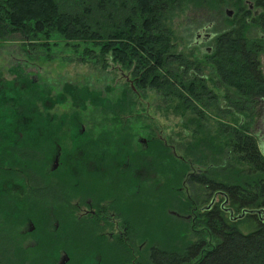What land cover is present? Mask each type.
Returning <instances> with one entry per match:
<instances>
[{
  "label": "trees",
  "instance_id": "16d2710c",
  "mask_svg": "<svg viewBox=\"0 0 264 264\" xmlns=\"http://www.w3.org/2000/svg\"><path fill=\"white\" fill-rule=\"evenodd\" d=\"M225 6L234 9L237 18L244 11L242 0H0V39L19 35L27 46L26 54L34 50L36 56L39 53L49 57L56 47L58 52L68 54V62L93 68L121 67L128 70L136 89L159 90L161 97H171L166 102H170L171 109L182 111L183 116L187 114L185 128L189 135L179 134L182 137L177 147L181 155L173 147L174 152L169 154L165 147L154 149L156 165L161 170L165 168V183L171 190L179 189L184 174L189 172L188 165L182 170V160L174 154L180 158L183 155L188 164L204 170L203 185L209 181L210 187L225 192L231 187L232 214L212 211L206 217L208 242L214 241L213 247L208 245L206 250L197 241L182 245L179 251L172 236L180 229L173 224L164 225L162 216L155 215L158 224L151 229L141 228L140 238L149 239V243L151 239L146 234L153 230L154 238L158 237L163 244L156 243L143 264H264V221L258 214L264 211V155L253 134L264 98V74L259 63V56L264 53V18L256 24L263 34L259 38L249 39V27L240 19L214 41L213 55L207 57L205 65L208 80L214 83L217 78L223 89L222 98L212 97L205 81L199 78L202 64L190 45L181 56V38L174 27V19L189 10L217 13ZM100 117L98 130L93 125L92 132L121 140L122 133L132 138L137 134L130 128L131 122L123 121V114L103 112ZM220 117H229L232 125L220 121ZM91 122L94 124V119ZM200 124L202 130H198ZM26 142L25 156H35L37 146ZM149 146L148 151L152 145ZM39 148L43 156L52 151L50 142L40 144ZM187 179L193 191L198 188L197 176ZM60 184L63 199L67 194L66 179H61ZM174 197L170 196L169 208L182 215L187 213ZM39 215L46 221L51 219L44 212L35 213L33 222L39 220ZM64 216L67 212L60 211L59 218ZM16 219L0 210V264H15L17 257L21 264H46L41 255L43 246L23 247L20 238L24 234L19 225L11 223H19L20 219ZM241 225H246L248 231L243 233ZM182 232L190 235L187 223L182 222ZM76 245L85 246L79 239ZM129 247L130 244L123 243V257L119 255L114 261L104 259L105 264H132Z\"/></svg>",
  "mask_w": 264,
  "mask_h": 264
},
{
  "label": "rangeland",
  "instance_id": "374dc122",
  "mask_svg": "<svg viewBox=\"0 0 264 264\" xmlns=\"http://www.w3.org/2000/svg\"><path fill=\"white\" fill-rule=\"evenodd\" d=\"M232 10L234 9L229 6L221 7L217 13H204L192 9L175 18L174 27L181 38L179 50L185 51L189 45H195L199 41L193 53L194 57L199 58L200 54L207 55L206 48L210 46L213 52V43L218 34L232 27L233 17L226 14V11ZM246 33L249 39H256L260 36L259 31L253 26H250ZM205 34L212 35L213 39L207 43H204L202 39L198 40V35L203 37ZM25 49L27 46L17 34L0 39V159H6L9 164H19V160L23 159L21 155L24 150H20L17 144L26 140L35 141L33 136L40 132L43 137H36V142L43 141L42 139L51 141L52 138L57 142L60 141L62 147L58 155H55V151L46 154L45 158L41 154L43 158L39 160L42 162L46 177L49 178L47 174L53 171L63 176H77L93 171L100 172L105 178L108 175H111L108 177L119 175L121 179L128 182L127 196L142 193L146 197L149 195L154 198L158 197L162 182L157 169L152 167V161L146 149L140 152L131 145L135 140H140L137 136H144L145 132L140 134L137 132L133 138L127 135L125 139H122L125 141L112 139L107 134L102 137L100 135L94 137V140L98 139L103 143L96 144V146L91 144L94 146L93 149H88L86 146L82 148L79 142L87 140L84 135L92 131L88 130L89 127L94 125L98 130L97 124L101 121L100 116L103 112H117L126 115L139 107V113L144 112L153 119L154 125L161 129L162 136L177 150L178 141L182 135H189V131L185 128L188 123L187 114L183 116L182 111L176 112L171 109L170 102L166 103L171 97H161L159 90L136 89L128 70L121 67L93 68L78 62H68V54L58 52L56 47L52 48V55L49 57H43L39 53L36 56L34 50L26 54ZM259 61L264 69V53L260 54ZM208 90L219 98L224 95L223 90L220 88L215 90L213 85H210ZM176 94L181 95L182 92ZM138 102L142 105L140 106ZM262 108L259 116L255 118L253 134L257 138L259 149L264 152V111ZM212 117L217 119L213 114ZM91 118L94 119V124ZM220 118L222 119L218 118L220 121L232 125L229 117ZM144 122L146 123H139V127L147 124V121ZM51 126L57 131L62 126H66L67 138L63 137L60 140L58 135L52 133ZM68 129H70L69 132ZM44 131H47V134ZM144 138L146 136L141 137V139ZM180 143L182 145V141ZM34 153L39 154V151ZM177 154L181 155V152L177 150ZM5 166H7L6 163ZM14 169L19 170L15 167L11 171L15 172ZM2 177L0 179L1 209L13 214L14 219H20L18 221L21 225L26 226L24 230H30L29 219L33 214L30 201L37 196L35 182L28 178L22 179L20 176ZM185 189L184 196H190L193 199L197 195L187 184ZM44 194L42 193L43 196ZM173 212L172 209L168 211L170 214ZM46 214L51 217L48 225L44 230L32 229L29 233V242H48L54 251L50 253L51 259L47 260L46 264H56L62 254L61 248L66 246L68 225L65 221L67 218L64 216L56 219L51 212H46ZM138 214L140 215V212ZM155 215L157 218L160 214L156 212ZM259 217L261 218L260 215ZM247 228L246 225L240 226L243 233L248 231ZM191 232L187 235L178 230V236L184 239L182 240L183 246L194 240L195 235ZM154 234L152 230L150 237H154ZM45 237L51 239L47 240ZM172 239L177 241L174 234ZM153 243L162 245L163 241L158 237L151 239L149 243L138 241L137 245L135 244L137 247L134 248L136 254L135 257L133 255V261L137 260L140 264L147 262L148 244ZM83 244L88 245L89 242L85 239ZM139 246L140 249L137 250ZM101 247H96V251L93 252L78 248L72 263L105 264V260L109 258L105 253L106 249L103 250ZM118 252L116 256L123 257ZM20 261L17 257L15 264H21Z\"/></svg>",
  "mask_w": 264,
  "mask_h": 264
},
{
  "label": "flooded vegetation",
  "instance_id": "af4514ba",
  "mask_svg": "<svg viewBox=\"0 0 264 264\" xmlns=\"http://www.w3.org/2000/svg\"><path fill=\"white\" fill-rule=\"evenodd\" d=\"M242 8H244V11L243 13H241L240 18H237V12L235 10L230 11L233 17V23L239 21L240 19H243L245 24L248 25V27H255L260 34V36L258 37H261L263 34L256 24L258 22V19L264 18V0H242ZM224 32H222L221 34H223ZM221 34H218L217 37H219ZM197 38L198 40L202 39L204 43H207L213 39L212 35L210 34H205L203 37L201 35H198ZM197 45H199V41L197 42V44L193 46L191 45L190 47L194 51H196ZM214 49L215 45L213 46V50ZM211 52L212 47L210 46L206 48L207 55L200 54L199 56V62L202 64L199 78L202 81H205L204 83L206 85L207 90L210 84L213 85L215 90H218L220 87L218 85L217 78H215L216 80L214 83L208 80L209 70H207V66L205 65L207 63V57L213 55V52ZM260 70H262L264 74V69H262L261 64ZM180 72L182 73V66L180 68ZM212 97L217 96L216 94H212ZM261 108L262 111H264V98L261 99ZM260 111L261 109L258 110L259 114ZM125 117L126 118H124L123 121L125 123L131 122L132 126L130 128H133V130L137 132H145L144 136H146V138L141 139V137L144 136H137L138 139L140 138V140H135V142L131 145L134 148H137L140 152L146 149V153L150 156V159L152 161V167L154 166L158 171L159 178L162 182L161 188L163 186H166V188H162L159 190L158 197L154 198L153 196L151 197V195L146 197L143 196L142 193H137L134 196H127L126 188L128 182L127 180L121 179L119 175L117 177H108L111 176L108 175L105 178L101 175L100 172L93 171L92 173L80 174L77 176H63L62 174H57L53 171L50 174H47L49 178L46 177L43 171L42 162H40L39 160L43 158L41 155V149L39 148L40 144H48L50 142L52 146V152L54 153L55 151V155H58L59 150L62 147L60 145V141L57 142L52 138L50 139L51 141H48V139H42L43 141L36 142V137H43L40 132L38 133V135L33 136V139L35 141H30L33 146H37V149H35L34 152L39 151V154L34 153L35 156H25L27 153V142L25 141L17 144L20 150H24V153L21 155L23 159L19 160V164H9V161H6V159H0V179L3 178L2 176H20L22 177V179L28 178V180L35 182L34 186L36 189L35 192L37 193V196L34 199H31L30 201V208L32 209L31 212H33V214L51 212L54 214L53 216L57 219L59 218L60 211L67 212V220L65 221V223L68 225L67 239L65 240L66 246L65 248H61L62 254L56 264H73L72 261L74 259V256L76 255L75 251L78 250L79 247L78 245H76V240L78 239L79 241H81V243H83L85 239L89 242L88 245L84 244L85 246L81 247L80 249H85L86 251L88 250L89 252H93L96 251V247L102 246L101 249H106L105 253H107L108 257L106 256V254H104V256L111 260H115L118 258V256H116L117 251H119L118 254H123L120 249V246L123 243L126 245L130 244L131 247H129V250L131 251L130 254L133 261V255L135 257L136 254L134 248L137 247L135 246V244L137 245L138 241H140L141 243L147 241L148 243L149 240L140 238V229H151L155 226L156 212L162 216V223L164 225H174L176 228L179 227L180 231H182V222L187 223L192 231L191 234L195 235L194 240L190 243L201 241L204 245V249L207 250L208 245H211L212 247L214 245V241H212V243L208 242L207 236L209 235V231L206 227L207 215L210 214L212 211H221L224 214H229V212H231L230 214H232L231 196L229 194L231 187H229L228 190L225 192L222 189L219 190L216 187H210V185L208 184L209 181L208 183L203 185L201 177L203 174L202 172H204V170L196 167L193 168L190 164H188V160L183 155L182 158H180L176 154H174L176 159L182 160V170L185 171V165H188L189 172L184 174L182 186L179 189L171 190L168 184L165 183V177L168 178L167 176H165V168L161 170L156 165V161L154 158V149H156L155 146L158 148L165 147V150L168 151L167 153L169 154L170 152H174L172 145H170L167 140L162 136L161 129L154 125V120L149 118L144 112L139 113L138 109H134L130 114L127 113ZM144 121H147V124L145 126L139 127V123H143ZM124 127L129 128V126L127 125H125ZM198 128V130H202V125H198ZM91 129H94V126L89 127L88 130L90 131ZM69 130L70 129H68V132ZM51 131L53 134L58 135L60 140H62L63 137L67 138L66 126H62L58 129V131L51 126ZM81 131L84 133L83 129H81ZM44 132L47 134V131ZM100 135L102 137V135L104 134L99 131H90V133L84 135V138H86L87 140L79 142V146L82 148H85L84 146H86L88 149H93V145H101L103 143H101V140H94V137ZM127 135L128 134L122 133L121 136L123 139H125ZM149 145L152 146L149 149L148 153V148L150 147ZM262 153L264 155V152ZM47 154H51V152ZM5 163L7 164V166H5ZM15 167L19 170L14 169L15 172H12L11 169ZM191 176H197L199 178L197 181L199 183V186L194 190L198 196H194L193 199L190 198V196L183 195V193H185L186 191L185 186L188 180L187 177ZM45 178L48 179L46 180ZM61 179H66L67 185V194L63 197V199L61 198L58 189L61 185ZM42 193H45L44 196L42 195ZM171 195L175 196L174 200L176 198V200L181 205L180 208H182L183 211H188L187 213L184 212L185 214L183 215L182 213H177L176 211L171 214L168 213V211H170L168 205ZM0 210L4 211L1 209V206ZM139 212L140 215L138 214ZM33 214L30 215L29 219L30 230H24L26 226H22L23 224L21 225L20 222L11 223L19 225L21 229L20 233L24 234V237L20 238L23 247L35 245L43 246L41 247V251H43L41 255L45 263H47V260L51 259L50 253L54 251L53 248L51 249V246L48 244V242H29V233H31L32 229L35 228L44 230V228L48 225L49 221H46L42 215H39V220H36L37 222H33ZM170 215H172L173 220H170ZM262 216L264 218V214ZM231 217L233 218V216ZM177 233L178 232H175V237L177 239V241L175 242H178V250L182 251V238H180ZM146 235V238H154L150 237L149 231ZM46 239L50 240L51 238L47 237ZM138 249H140V246L137 248V250ZM153 249H155L154 244H150L148 247V260ZM180 253L182 254V252ZM132 264L140 263L136 260L133 261Z\"/></svg>",
  "mask_w": 264,
  "mask_h": 264
},
{
  "label": "water",
  "instance_id": "95a60500",
  "mask_svg": "<svg viewBox=\"0 0 264 264\" xmlns=\"http://www.w3.org/2000/svg\"><path fill=\"white\" fill-rule=\"evenodd\" d=\"M226 14H227L228 16H230V15H231V12H230V11H226ZM245 213H255V211H243V214H245ZM243 214H242V215H243ZM258 214H259V215H263V214H264V211L260 210V211H258ZM263 221H264V218H263Z\"/></svg>",
  "mask_w": 264,
  "mask_h": 264
}]
</instances>
